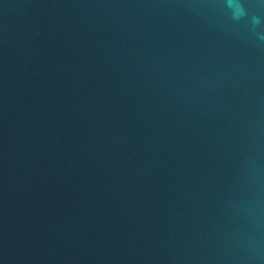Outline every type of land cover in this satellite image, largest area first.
Returning <instances> with one entry per match:
<instances>
[{
  "label": "water",
  "instance_id": "1",
  "mask_svg": "<svg viewBox=\"0 0 264 264\" xmlns=\"http://www.w3.org/2000/svg\"><path fill=\"white\" fill-rule=\"evenodd\" d=\"M0 264H264V0H0Z\"/></svg>",
  "mask_w": 264,
  "mask_h": 264
}]
</instances>
